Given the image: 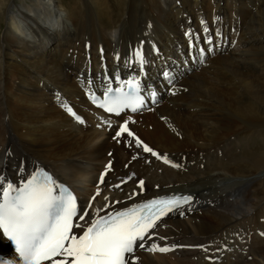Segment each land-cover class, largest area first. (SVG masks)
<instances>
[{"label": "bare ground", "instance_id": "bare-ground-1", "mask_svg": "<svg viewBox=\"0 0 264 264\" xmlns=\"http://www.w3.org/2000/svg\"><path fill=\"white\" fill-rule=\"evenodd\" d=\"M64 2L0 0L4 20L0 85H4V72L5 78L6 74L13 78L12 90L10 85L7 91H0V174L18 183L21 165L24 176L34 165H44L75 189L79 209L88 207L99 185L100 194L92 199V208L103 212L119 210L147 196L192 194L190 205L163 217L151 230L154 235L144 241L147 246L153 242L161 247L167 245L170 251L138 248V264H213L220 258L227 264H264V181L262 186L252 185V178L264 172V74L251 75L260 66L264 71V47L259 45L264 40V0L235 2L233 21L244 48L212 57L209 70L204 72L202 67L196 75L176 79L169 86L172 92L158 70H171L175 78V73L191 70L194 62L188 61L180 69L168 58V54L177 53L174 46H179L176 38L181 14L174 17L175 26L167 16L190 0H81V6L78 0ZM196 6L209 7L199 0ZM252 6L257 7L255 13L248 9ZM215 18L219 22L217 15ZM161 38L168 43H162ZM52 40L57 41V47L66 45L59 63L37 58L38 51L42 54ZM153 43L158 53H153ZM8 46L17 48L18 55L35 57L33 64L38 65L33 75L37 86L28 84L23 88L14 82L21 76L14 65L10 67L4 60L3 51ZM137 46L146 60L142 67L164 102L154 104L150 111L115 119L132 116L131 130L138 131L139 136L142 132L144 141L171 161L168 164L146 154L142 147L137 148L126 135L120 143L114 140L110 134L118 126L113 122L111 128L103 124L104 115L85 97L90 89L87 79L95 89L105 85L106 74L115 79L116 74L121 77L140 72L141 66L131 63ZM76 85L81 89L71 93ZM39 92H46L61 108L55 112L35 102ZM69 93L76 99L75 104L66 102ZM62 105L82 113L84 124L72 120ZM159 116L166 120L165 125L159 122ZM239 127L244 128L242 137H232ZM175 130L180 132L179 137L172 133ZM254 135L261 141L248 139ZM123 140L130 141L131 146ZM109 161L110 170L105 172L104 183H100V173ZM173 165H179L177 170ZM140 180L144 182L142 192ZM133 191L138 194L132 196ZM105 203L110 204L109 209H104ZM180 211L184 214L180 215ZM242 220L247 228L240 232L237 224ZM226 232L230 234L225 239L222 234ZM241 233H245L243 237ZM217 243L226 245L224 250L232 247L233 260L224 251L217 259L214 257ZM173 244L178 247L172 248ZM0 251L10 254L7 243H0Z\"/></svg>", "mask_w": 264, "mask_h": 264}, {"label": "snow or ice", "instance_id": "snow-or-ice-1", "mask_svg": "<svg viewBox=\"0 0 264 264\" xmlns=\"http://www.w3.org/2000/svg\"><path fill=\"white\" fill-rule=\"evenodd\" d=\"M201 25H204L203 20ZM202 30L206 34L203 43L212 44L213 37L207 35L208 28L204 26ZM219 34L217 32V35ZM184 35L191 37L193 33L189 30ZM199 42V37L196 40H188L189 56L198 54L203 58L205 51H213L211 47L207 49L198 47ZM85 47L88 45L86 44ZM152 51L158 53L155 45L152 46ZM131 63L140 65L139 71L143 72L142 66L146 60L141 47L137 46L134 50V59ZM163 75L170 84L174 82V76L170 71H165ZM109 80V75L103 76L105 86L101 89L102 98L96 92L90 91L88 95L98 108L108 114H114L117 118L126 110L132 112L142 110L146 107L149 98L155 102L158 96L156 91H150L149 95L142 94L139 76L121 80L116 74L115 82L122 87H112ZM89 83H92L91 80ZM168 91L172 92V89L169 88ZM62 106L76 121L84 123L82 117L70 106ZM102 123L109 128L113 126L111 120H102ZM130 123L134 121L129 115L119 123L113 139L120 143L126 135L135 142L137 148L142 147L143 152L162 159L166 164L171 163L166 156H161L141 140L131 130ZM123 142L131 146L130 141ZM173 166L179 167V165ZM110 167L111 161L105 166L104 172L100 173V183H104L105 172L109 171ZM18 176L17 183L5 174H0V243L10 244L13 249L12 257L0 256V264H45V262L47 264H138V257L135 255L137 247L149 252L170 251L167 245L161 247L153 242L147 246L143 241L154 235L150 230L157 227L161 218L181 209L184 205H190L194 199L192 194L171 193L138 204L134 203L119 210L103 212L101 209L92 208V199L100 194L98 185L92 199L88 201V207L78 209L77 197L63 183H57L44 169L34 166V171L27 174L25 179L21 165ZM143 184L144 182L140 180L141 192L144 191ZM137 194L133 191L132 196ZM109 208L110 204L105 203L104 209ZM183 214V211H180V215ZM77 217L79 222L74 219ZM88 217H91L90 222ZM171 247L178 246L173 244Z\"/></svg>", "mask_w": 264, "mask_h": 264}, {"label": "rangeland", "instance_id": "rangeland-1", "mask_svg": "<svg viewBox=\"0 0 264 264\" xmlns=\"http://www.w3.org/2000/svg\"><path fill=\"white\" fill-rule=\"evenodd\" d=\"M13 1L14 2H20L21 0H13ZM22 1L28 3V0H22ZM61 1L62 2L63 1L72 2V0H61ZM78 1L80 2L81 0H78ZM190 1L191 2L188 3V4L182 3L181 7L178 5L177 10L182 8L181 13L178 12L177 10H171L172 13L169 16H167V21L169 23H171L173 26H175V24H173V22H174L173 19H174V17L178 18V14H181V17H179V19L180 18L181 19H180V21L178 23V26H177V29L179 31H178V35H177V38H176L177 44L179 46L178 47L174 46V50H176L177 53L176 54H174V53L168 54V56H169L168 58L170 60H172V63H174V66H176V67H178L180 69H182L183 66H187L186 63L188 61H190V59H191V56L188 55V40L189 39L196 40L197 37L200 38V42L197 45L198 47L205 48V49H207L208 47H211L213 49V51H211V52L205 51V54H204V57H203V62H201L199 60V55L198 54L194 55L193 57L196 60H194L193 68L191 67L192 68L191 70H184V72L187 71L186 73H183L182 71H180L179 73H175V80L177 79L178 81L182 80L185 76H189L190 74L191 75L192 74L196 75L197 74V70H199L198 73H200L202 67H203L202 69H204V72L206 70H209L211 68V66H209V65H213L212 64L213 62L211 60L212 57L218 56V55L226 56V55H228V53H229V51L231 49H232V51H234V49H236L235 51L240 50V49L244 48V44H245V43H242V40L240 39L239 34H238L239 33L238 29L235 26V23L233 21V10H234V7L236 6L235 2L237 0H205V1L204 0H199L200 2L207 3V5L209 6L208 10L205 9V8L200 9L199 7H197L196 6L197 5V0L196 1L195 0H190ZM58 3H59V1H58ZM81 4H82V2H80V6H81ZM68 5H71V4H68ZM249 7H248V9H250V11L252 13H255V11L257 10V7L256 8L254 6H252L251 8H249ZM204 10H205V12H204ZM83 11L86 12V10L82 7V12ZM200 12H202V13H200ZM246 12H247V10H246ZM62 14L64 16L68 17V13L66 11H63ZM215 15H217V18H219V22L216 21ZM197 17H200V19H198ZM204 18H206V19H204ZM201 20L204 21V25L203 26L201 25ZM3 23H4V20H3L2 16H0V36H1V32L3 31V29H2L3 28ZM238 23H239V21H238ZM238 23H237V26H238ZM204 26H206L209 29L207 35H211L213 37V43L210 44V45H205L203 43V38L205 37L206 34L203 32V30L201 28H203ZM218 26L220 27V29H218L219 28ZM196 27L200 29V31L198 33L196 31H194V28H196ZM189 30L192 31L193 35L191 37H186L184 35V33L186 31H189ZM217 32H219L220 34L217 35ZM227 38H230V40L227 39ZM228 40H229V42H228ZM0 41H1V37H0ZM160 41L162 43H166V44L168 43L166 38H161ZM233 41L235 43H233ZM230 43H232V44H230ZM54 44L55 45L57 44L56 40H52L49 43V45L44 47L43 48L44 51H42L43 52L42 54H39V51H38L37 58L42 59L43 61L44 60L46 61L48 59H53V61H55V62L57 61V63H59L61 61V57L63 56V54L65 52L64 50L66 49V45L63 44L62 46L59 45L57 47ZM259 45L261 46L260 48H263L264 47V40ZM74 48H78V47H74ZM219 48H224V49L223 50H218ZM17 50L18 49L13 47V46H8L7 49L5 48L4 51H3V53L5 55V58H6L4 60H6L7 63H9L8 66L12 67L14 65L13 67L15 69H17L16 73H19L20 76H21V78H19V79H14V82H18V83L22 84L23 88H24V86H28V84L35 86L37 83L35 82L36 79H35V76L33 74H34V72H36L35 68H36V65H38V64H33V62L36 59H34L35 57L31 59L28 56L23 55V54L18 55L19 53H17ZM233 54L235 55L236 52H234ZM1 55H2V53H1ZM236 55H238V54H236ZM1 63H2V60H1ZM204 64H206V65H204ZM237 68H239V67H237ZM254 70L251 72V75L255 74V76H257V75H261V73L264 74V71L261 69V66L258 67V69H256L255 71ZM20 72H22V73H20ZM158 72L163 75V69L162 68L159 69ZM3 75H4V80H3L4 81V85H0V91H3V89L5 91H7L9 89L8 87L10 85H11L10 86V90H12L11 89L12 88V82H13L12 76L10 77L9 74H6V78H5V72L3 73ZM23 79H24V81H23ZM9 82H11V83L9 84ZM77 87H78V85H76V87L74 88L73 91H71V93L77 91V89L78 90L81 89V87L80 88H77ZM43 93L44 92H41V93L39 92L37 98L34 101L38 102V103L40 102L43 105H45L46 107H48L49 110H53L54 109V111L57 112V110H59L60 105H57V103H55L54 101L50 100L49 96L47 95L46 92L44 94ZM71 93L68 94L69 96H67L68 98H66V102L68 104H72V103L75 104L76 99H74V97H72ZM163 102H164V100L160 99V101L157 103V105H160ZM30 103H32V102L30 101ZM150 110H147V111H150ZM147 111L145 110V112H147ZM123 119H126V118H123ZM123 119H121V120H123ZM165 121L166 120L164 118L159 116V122L160 123H163L165 125ZM239 131H240L241 134L239 133ZM243 131H244V128L243 127H239L238 132L234 133L232 135V137H235V138L242 137L241 135H243L242 134ZM176 132H177V134H176ZM136 133H138V131H136ZM172 133L175 134L177 137L180 136V132H178L177 130L173 131ZM141 134H143V133L141 132ZM110 135H111V137H114L115 133H111ZM204 137L207 138L208 134L206 133V135ZM248 139L249 140H254L255 142H260L262 138L260 136H258V135H256V136L254 135V136H252V138H248ZM143 140H145L144 137H143ZM109 141H111V140L109 139ZM148 143L152 144L149 141H148ZM149 146L151 147V145H149ZM146 154H148V153H146ZM105 157H108L106 152H105ZM225 160H226V157H225V159L223 161H225ZM173 170H177L176 167ZM252 179H253V184L252 185H254V186L261 185L262 181H264V172L257 174ZM239 180H241L243 182L246 181L245 179H242V178H239ZM249 184H250V182L247 185H249ZM255 184H257V185H255ZM154 191H156V190H154ZM262 191H263V194H264V189ZM148 197H151V196H147V197H144V198H148ZM251 215H255V214L252 213ZM245 223L246 222H244L242 220L237 225H239L240 227L243 226L242 228H247ZM240 227L238 229L241 232L243 229L240 228ZM252 232H253L252 230L248 231V233H250V234H252ZM217 244L219 245V243H217ZM218 245H216V248L220 247ZM222 245H224V244H222ZM216 248H214V250H213L214 252H215ZM206 263H209V262L206 261ZM227 263L228 262H225L222 258H220L219 262H216V263H213V264H227Z\"/></svg>", "mask_w": 264, "mask_h": 264}]
</instances>
